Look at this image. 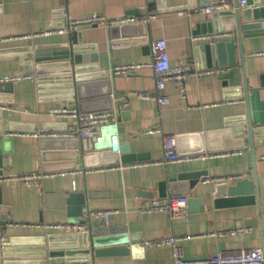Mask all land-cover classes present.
I'll return each instance as SVG.
<instances>
[{
  "label": "crops",
  "instance_id": "crops-1",
  "mask_svg": "<svg viewBox=\"0 0 264 264\" xmlns=\"http://www.w3.org/2000/svg\"><path fill=\"white\" fill-rule=\"evenodd\" d=\"M214 0H0V78L21 73H31L32 61L26 54L28 48L81 46L80 54L97 60L93 71L111 79L114 110L118 121L114 134H110L120 149L116 157H101L112 149H89L86 161L81 157L76 168L61 171H45L43 140H68L80 136L60 135L35 137L40 130L67 133L74 118L52 116L49 110L65 106L77 108L76 99L57 98L61 91L49 87L41 92L35 74L29 79L17 80L8 88L0 89V135L3 145L11 153L7 166L1 173L20 176L32 172L54 173L43 179L40 185H25L18 181L1 183L4 212L11 222H4L2 233L11 239H46L57 237L56 243L70 242L59 251H84L89 249L88 236H82L89 224L94 228L108 229L105 237L115 239L116 245L100 248L99 255L75 253L73 255L48 256V250L35 246L25 249L15 245L7 259L0 242V264H174L170 246H146L147 241L176 236L181 238L184 257L202 260L222 250L253 249L262 246L264 237V125L257 124L254 151L247 132L239 118L246 114L243 98H229L224 81L219 77L222 69L207 68L204 52L197 50L213 41L204 36L216 33L208 30L214 13L197 11ZM234 10V0H229ZM239 0V4H240ZM264 6V0L262 1ZM246 7V6H245ZM184 11L183 14L180 12ZM154 14L156 18L143 22ZM104 16L107 19L134 17L137 23L127 25L126 30L113 27L81 24L71 28L73 21ZM264 23V22H263ZM65 29L64 34L38 35L50 29ZM264 29V28H263ZM221 33V32H219ZM227 36L218 41L230 40ZM166 39L171 65H188L191 71L183 80H168L164 94L170 103L160 106L156 99H144L142 92L157 94V79L153 68L143 67L133 75H115L114 67L131 63L152 62V42ZM245 69L251 91L259 90L262 102H257L255 113L264 119V32L243 38ZM236 54L240 45L236 39ZM240 65V62L239 64ZM235 78L243 85V72L238 68ZM1 83V82H0ZM126 105L120 108L121 105ZM78 109V108H77ZM158 129L160 132L147 133ZM243 131V130H242ZM203 135L199 139L197 135ZM109 135V136H110ZM180 137L178 149L181 155L197 153L208 157L189 162L158 163L163 159L166 136ZM100 131L89 146L97 143ZM242 147H235L237 141ZM108 142V140H105ZM53 148L47 150L62 154L59 162L70 163L68 155L74 150ZM54 156V155H53ZM123 159L125 161H123ZM55 160V161H54ZM51 159L50 163L57 162ZM86 162V163H85ZM207 170L199 183L187 195L188 220H172L167 213L142 212L153 199H166L171 195L170 179L180 172ZM261 179L262 202L241 205L216 206L210 196L214 185L253 178L254 171ZM83 209V214L73 216ZM93 209L115 210L109 223L102 220L87 222L81 230H67L75 217ZM74 214V215H76ZM249 228V232H237L218 236L219 231ZM68 238H72L68 240ZM128 241L126 244L125 239ZM39 257H36L40 255ZM18 257H21L18 259ZM47 257V258H44ZM84 259L82 261L74 260ZM55 261L52 263L51 261Z\"/></svg>",
  "mask_w": 264,
  "mask_h": 264
},
{
  "label": "water",
  "instance_id": "water-1",
  "mask_svg": "<svg viewBox=\"0 0 264 264\" xmlns=\"http://www.w3.org/2000/svg\"><path fill=\"white\" fill-rule=\"evenodd\" d=\"M263 0H246V7L241 8L239 0H234V10H227L223 12H217L214 14L213 22L209 23L208 30L210 32H230L232 37L230 40L225 41H213L207 43L203 48L198 49V55L200 52H204L206 58V67L207 68H220L219 77L224 81L225 90L229 98L235 96L243 98L246 106V114L239 118V121L243 123V131H237V137L239 133L247 132L249 135V140L251 143V149L254 151L255 144V134L257 132V124L264 125V119L257 117L255 113V107L257 102H262L260 99V91L254 90L251 91L248 85V77L245 69V55L243 51V38L252 37L257 33L264 32V6L262 5ZM126 26L121 28V30H126ZM119 29L114 28V31ZM236 39L239 41L240 45V56L238 59L236 54ZM81 46H76L74 44L65 45V46H50V47H35L28 48L30 54H26L32 63L30 64V71L32 74H35L37 77V84L39 91L43 92L49 87L55 89L54 91L63 92L61 97L72 101L76 99L77 108L81 113H91V112H101L113 110L114 102L112 96V82L104 74L93 71L94 65L88 66L87 63H91L97 60L95 55L84 56L80 54ZM91 60V61H90ZM240 62V65H238ZM241 66L243 72V85L241 80L235 78L236 73H238V68ZM12 83H0V89L7 87L5 90L8 92L11 88ZM10 91V90H9ZM116 129L115 125H107L93 129L91 135L81 138H71L68 140H43V161H44V170L45 171H61V170H71L76 168V161L81 157L86 161L87 157L90 154L95 153H86L87 150L92 148L99 151L105 148L112 149V152L101 153V157H116L115 161H110V163H119L117 158V153L120 149L118 143L111 138V133L114 134ZM100 131L101 137L98 139L97 143L93 146H89V141L95 139L98 136ZM110 135V136H109ZM202 134L197 135L199 139H202ZM241 138V137H239ZM180 137H176V140H179ZM108 140V142H105ZM10 140L3 139V136L0 135V173L3 166H7L8 155L11 153L10 150H7L6 147L3 148V145ZM178 142V141H177ZM66 147L72 151L68 155L69 158H72L70 163H62L58 161V158L62 154L57 153V156L54 153H51L47 150L53 148H64ZM234 145L235 147H242L243 141L239 139ZM199 149L191 154H197L205 150L204 145L200 144ZM180 154H182L178 149ZM54 155V156H53ZM54 163H50L51 159H55ZM55 161V160H54ZM123 161H125L123 159ZM86 163V162H85ZM208 174L207 170L197 171V172H180L175 177L170 179L171 186V195L178 196L185 195L187 196L190 193V190L194 188L200 181L203 176ZM261 179L257 175L256 170L254 171L253 178H245L237 180L234 184L228 182L218 183L214 185L213 190H211L210 196L214 199V204L216 206L220 205H241L248 203H260L262 202V191H261ZM2 188L0 186V233H2V225L4 222H11L12 219L6 217L4 212L8 209L3 204L2 199ZM191 204V200L188 197V205ZM73 213V216H80L83 214V209L79 211L76 215ZM70 223H80L86 225L87 222L80 220L75 217L70 220ZM108 229L94 228L92 225L85 227V232L82 236H88L89 240L87 241L90 248L84 251H59L58 249L71 245L70 242L56 243L55 240L57 237H51L50 243L47 244V240L40 239H11L6 241L3 245V250L7 259L11 260L9 257V252L13 246L20 245L24 249L27 246H35L37 250L44 251L48 250V256L55 258L58 255H73L75 253H90L99 255L101 253L100 248L116 245L115 239L105 237L108 234ZM72 238H68L70 240ZM126 244L128 241L124 238ZM16 245V246H17ZM40 254V253H39ZM42 254V253H41ZM38 255L36 257L41 256ZM21 257H18L20 259ZM47 258V257H44ZM84 259H76L74 261H82ZM55 263V261H51Z\"/></svg>",
  "mask_w": 264,
  "mask_h": 264
},
{
  "label": "built area",
  "instance_id": "built-area-1",
  "mask_svg": "<svg viewBox=\"0 0 264 264\" xmlns=\"http://www.w3.org/2000/svg\"><path fill=\"white\" fill-rule=\"evenodd\" d=\"M246 5V0L240 1V7L243 8ZM232 3L229 0H214L203 7L197 9V11H203L206 13L223 12L227 10H232ZM184 11L180 13L183 14ZM156 18V15H148L143 22H150L152 19ZM137 23V19L134 17L125 16L120 19H107L104 16L93 15L89 18L78 19L72 22L69 27L77 29L81 24H90L105 27H125L127 25ZM65 29H50L43 33H37L32 35V37L38 35H52V34H64ZM230 32L212 33L204 36V38L211 41H218L221 38L231 36ZM152 62L150 63H131L113 68L115 75H133L139 69L143 67L153 68L156 79H157V94L153 95L147 92H142L139 94L140 97L144 99H156L160 106H166L170 103V97L164 94V89L166 87V82L168 80H183L187 74L191 71V67L188 65H171L170 57L168 53V44L166 39H158L152 42ZM33 76L32 73H21L14 76L2 77L0 78L1 83L14 82L22 79H29ZM126 103L120 106L124 107ZM49 113L55 117L61 118H74L77 120V126L72 125L68 128L67 133L51 132L40 130L33 132L32 136L35 137H56L60 135L80 136L87 137L91 135L93 129L107 126V125H117L118 113L117 110H108L101 112H91V113H81L77 108L59 106L54 107L49 110ZM160 132L158 129L148 130L147 133ZM208 157V154H198V155H181L177 150V140L176 136H166L164 140V155L161 161L158 163L169 164L176 162H189L193 160L203 159ZM54 173L45 172H32L20 176H7L0 173V184L6 181H18L25 185H40L43 179L54 176ZM142 212H163L167 213L172 220L187 221L188 220V196L178 195L169 196L166 199H153L151 203L140 209ZM115 210H105V209H93L88 210L81 218L85 222H91L92 220H102L105 223H109L111 215L116 213ZM57 227H63L67 230H82L85 225L80 223H69L67 225H58ZM249 228L240 229H230L225 231H219L218 236H226L229 234H235L237 232H249ZM182 240L179 237L171 236L167 238L147 241L146 246H170L172 248V258L174 264H264V237L262 246L253 249H241V250H222L217 254H214L206 259L202 260H188L184 257V252L182 246L179 245V241ZM4 236H0L1 244L6 242Z\"/></svg>",
  "mask_w": 264,
  "mask_h": 264
}]
</instances>
